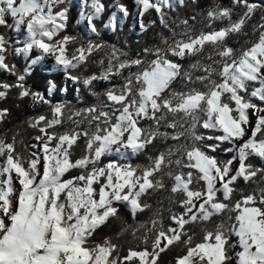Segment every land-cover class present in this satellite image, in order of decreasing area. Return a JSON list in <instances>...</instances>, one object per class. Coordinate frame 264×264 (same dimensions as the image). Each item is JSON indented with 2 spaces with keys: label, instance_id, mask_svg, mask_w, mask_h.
Wrapping results in <instances>:
<instances>
[{
  "label": "snow or ice",
  "instance_id": "6c2138e0",
  "mask_svg": "<svg viewBox=\"0 0 264 264\" xmlns=\"http://www.w3.org/2000/svg\"><path fill=\"white\" fill-rule=\"evenodd\" d=\"M136 4L143 30L155 24L143 22L150 10L170 27L172 0ZM91 8L87 21L99 37L93 21L105 5L92 0ZM118 9L123 17L129 15L125 4ZM257 11L264 12V3L217 5L207 19L226 21L224 26L195 31L182 20L184 30L173 29L171 42L164 39L163 47L145 48L143 55L129 58L115 45L68 34L67 0H0V26L27 30L24 47L16 51H38L19 73L6 62L8 41L0 34V69L16 76L14 83L0 81V102L17 89L18 98L48 105L47 113L28 121L39 133L31 145L38 151L18 150V144L29 147L18 139L19 132L10 139L0 136V264H159L163 253L179 245L183 252L175 264H232L233 259L235 264H264V167L252 163L259 159L264 164V15L253 25L259 35L250 46L236 50L227 43L230 36L244 33ZM116 20L113 14L104 26L115 30ZM94 53H103L97 61L101 70L74 74ZM46 57L73 83L89 89L96 103L83 108L53 103L54 81L48 82L47 95L33 91L26 77ZM189 57L203 59L185 69L179 61ZM116 77L119 84L92 90L95 82ZM9 112L0 108V122ZM80 142L83 154L74 159ZM157 142L164 147L148 154ZM222 144L230 145L222 149L234 153L230 159L213 154ZM129 151L145 154L147 163H101L113 153L126 158ZM73 169L79 175L68 177ZM240 180L254 187L245 193L237 187ZM163 192L180 211L169 207L165 224L161 207L147 222L122 229L131 228L138 241L125 255L110 237L94 240L97 229L118 217L117 205L126 204L135 214L151 209L146 199ZM190 225H198L199 232Z\"/></svg>",
  "mask_w": 264,
  "mask_h": 264
},
{
  "label": "trees",
  "instance_id": "16d2710c",
  "mask_svg": "<svg viewBox=\"0 0 264 264\" xmlns=\"http://www.w3.org/2000/svg\"><path fill=\"white\" fill-rule=\"evenodd\" d=\"M101 2L105 5L104 12L99 19L93 21L100 32L99 37L95 36L93 33L88 36L85 35L81 22L83 16L92 11V0H67L69 6V20L66 31L68 34L79 37L81 41H87L88 39L102 40L109 45H115L117 48L126 52L129 58H136L138 54L143 55V49L145 48H153L155 46L163 47L162 41L164 39H168L169 42H171L173 29L176 32L184 30L183 25L180 23L182 20L187 19L190 27L195 31H206L210 30V28H220L224 26L226 21L209 22L207 13L217 5L231 6V0H185L184 5H180L178 0H174L172 9L168 10L170 27L163 26L159 21L158 14L154 10H150L149 13H146L143 17V22L149 24L150 21H155V24H151L147 31L143 29L136 31L135 29H131L135 24L136 14L139 10L136 0H101ZM253 2L264 3V0H253ZM121 3L128 7L129 15L125 17V20L121 23L118 22V19L116 20L117 27L115 30L104 28V25L107 24L111 16L119 10L118 5ZM240 11L241 9H236V13ZM261 15H264V12L257 11L244 29V33L246 34L242 33L230 36L227 41L228 45L236 50L250 46V43L254 42L259 35L258 32H253V25L260 22ZM191 17H195V20H192ZM233 18H235V16ZM11 23L12 20L9 17V24ZM0 34H3L8 41L6 62L10 65H14L17 72L23 73L25 68L31 64V59L38 55L37 50H33L29 54L16 51L17 49H22L27 41L26 28L21 27L19 30H16L12 27L0 26ZM63 34L62 32L61 35ZM102 55L103 53H94L92 57H90L89 63L84 68L76 70L74 74L99 72L101 69L97 61ZM151 58L152 57H148V59ZM195 59H203V57H189L179 62L182 63L186 69ZM132 71H136V69L133 68ZM125 74H127V72H125ZM196 74L199 75L200 73L197 72ZM0 81L14 83L16 81V76L4 69H0ZM49 81H54L56 84V88L50 95V99L53 103H66L72 108H83L96 103V98L91 95L89 89L80 84L73 83L66 77L63 71L59 69L56 71L46 70L43 68V61L36 65H32L31 74L26 77V83L33 91L45 92ZM120 82L121 78L119 77L114 78L111 82H95L92 90L103 92L108 87H111L112 84H119ZM178 85L179 81L173 86L178 87ZM32 101L31 97L23 99L18 98V90L13 89L9 93L7 100L0 102V108L6 107L10 110L8 116L0 122V136H5L10 139L13 134L19 132L20 136L18 139H23L25 144L29 145V147L25 150L18 144V150L27 152L34 151L31 145L37 143L34 137L39 134L37 130L28 126V121L33 117L48 112V105L33 104ZM64 127H68V125L66 124ZM56 130L63 131L64 128H57ZM169 143H171V141H169ZM228 146L230 145L222 144L220 150L213 154L221 160L230 159L234 153H225L222 150L224 147ZM163 147L162 144L157 142L155 148L148 149V154L155 155L156 150L162 149ZM83 149L84 145L80 142L74 150L73 158L75 159L81 156L83 154ZM109 159H116L120 162L130 161L134 165L147 163L145 154L132 155L130 152L126 154V158L121 157L117 153H113L112 156L103 158L101 163H107ZM252 163L258 167H264V164H262L259 159H253ZM79 173V169H73L67 176L71 177L79 175ZM237 187L247 193L254 185L251 183L245 184L243 180H240ZM168 195L169 193L163 192L156 193L152 197L147 198L146 202L151 204L152 208L142 212L138 211L135 214H133L132 209L126 204L117 205L119 208L118 217L111 218L106 225L97 229L94 240L99 242L105 237H110L114 242L122 245L121 255H125L130 244L135 246V244L138 243V241H133L132 239L131 228L147 222L158 208L162 207L164 209L165 224L169 223L167 219V209L169 207H173L174 211H180L178 207L169 204L168 200L165 198ZM237 198L238 196H234L233 200ZM160 201H162V204L159 203ZM218 219L220 218H215V220ZM128 226H131V228H129L127 232L122 233V229ZM188 227L194 232H199L198 225H190ZM209 227H211V225H209ZM232 240L235 241L236 237H233ZM238 251H240L239 247L233 250V255ZM182 252V245L172 247L169 251L161 255L159 264H175V257L182 254ZM232 264H235V259H233Z\"/></svg>",
  "mask_w": 264,
  "mask_h": 264
},
{
  "label": "rangeland",
  "instance_id": "374dc122",
  "mask_svg": "<svg viewBox=\"0 0 264 264\" xmlns=\"http://www.w3.org/2000/svg\"><path fill=\"white\" fill-rule=\"evenodd\" d=\"M172 3H174V0H172ZM91 13V12H90ZM86 14L83 16V18L81 19V22L83 24V32L85 35H90L92 32L90 30V26L88 24V21H87V16L90 14ZM116 15V18L118 19V22L121 23L125 20V17H123L122 13L119 12V10L115 13ZM140 21H141V17L139 16V10L136 14V20H135V24L134 26L131 28V29H135L136 31H140L142 28L140 27ZM26 28V27H25ZM104 28H106L104 26ZM106 29H109V30H112L111 28H106ZM43 68L46 69V70H49V71H56L58 70V68L55 66V63L54 61L50 58V57H46L44 60H43ZM54 91V90H53ZM52 91V92H53ZM51 92V94H52ZM45 94L47 95L48 93L45 91ZM32 103L34 104L35 102L32 101ZM35 104H38V103H35ZM251 120L255 121V117L252 116L251 117ZM34 145V144H33ZM34 151H38L37 149L34 148ZM130 152V151H129ZM238 164V161L234 163L233 167H235L236 165Z\"/></svg>",
  "mask_w": 264,
  "mask_h": 264
}]
</instances>
